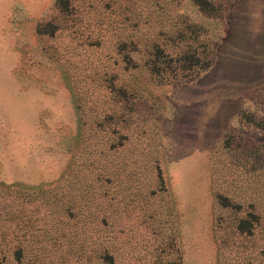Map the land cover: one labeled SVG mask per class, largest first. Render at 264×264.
I'll return each instance as SVG.
<instances>
[{
  "label": "rangeland",
  "instance_id": "374dc122",
  "mask_svg": "<svg viewBox=\"0 0 264 264\" xmlns=\"http://www.w3.org/2000/svg\"><path fill=\"white\" fill-rule=\"evenodd\" d=\"M209 1L0 0L3 264H264V0Z\"/></svg>",
  "mask_w": 264,
  "mask_h": 264
},
{
  "label": "trees",
  "instance_id": "16d2710c",
  "mask_svg": "<svg viewBox=\"0 0 264 264\" xmlns=\"http://www.w3.org/2000/svg\"><path fill=\"white\" fill-rule=\"evenodd\" d=\"M65 1L66 0H57V2L60 3V5L62 3H64ZM194 1L196 2V4L198 5L200 10L206 9V7H209L211 4L209 0H194ZM185 35L186 34H184L178 30V31L174 32L172 37L174 36V38H176L178 40H182ZM186 38H188V36ZM187 47H188V45H185L180 54L177 53V54L172 55V54L165 53L162 48H160L157 45H154V47L151 51V56L148 59L147 63L149 62L151 64V67H152L151 70L153 73H156V74L158 71L157 67H156L157 61L159 59H161V61H162V58H164V59L166 58V60H168V61L174 60V61L178 62V69L179 70L189 69L192 66H195L199 62V58L197 56H194V54L191 52V50L187 49ZM163 61H165V60H163ZM209 64H210L209 59H207V60H204V65L201 63V65L199 67H200V69L206 68ZM2 186L3 187H10V185H3L2 183H0V187H2ZM248 224H249V219L248 218H242L239 220L237 227L241 230H245V229H248ZM101 258H102V260H104L105 264H112L110 255L104 254L101 256ZM105 259H107V261H105ZM0 264H3V263L0 261Z\"/></svg>",
  "mask_w": 264,
  "mask_h": 264
}]
</instances>
